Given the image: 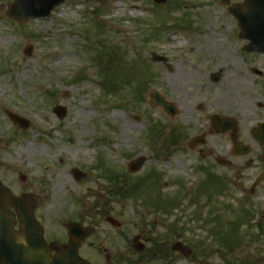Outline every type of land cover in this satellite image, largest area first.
Masks as SVG:
<instances>
[{
  "label": "rangeland",
  "instance_id": "374dc122",
  "mask_svg": "<svg viewBox=\"0 0 264 264\" xmlns=\"http://www.w3.org/2000/svg\"><path fill=\"white\" fill-rule=\"evenodd\" d=\"M14 1L0 0V181L16 197L31 196L47 239L65 241L66 223L86 221L98 225L95 243L109 249L132 245L138 235L145 252L160 246L164 253L151 254L149 264H264V181L251 189L263 173L264 146L250 134L264 124V75L252 71L264 74V55L242 51L248 42L229 9L243 0H65L50 17L24 24L8 16ZM42 5L32 1L31 11ZM153 53L167 65L154 63ZM188 63L222 71L217 85L191 81L212 90L213 107L222 84L240 81L245 92L235 97L243 99L248 133L232 108L218 116H234L247 155H233L232 138L223 134L209 135L205 151L224 166L189 149ZM151 90L178 115L152 107ZM57 106L67 111L63 120ZM7 112L31 128L20 130ZM204 115L203 130L210 112ZM139 156L147 163L130 174ZM73 169L86 177L77 181ZM121 186L135 191L125 198L114 192ZM107 217L122 231L102 223ZM177 242L193 254L172 252Z\"/></svg>",
  "mask_w": 264,
  "mask_h": 264
},
{
  "label": "water",
  "instance_id": "95a60500",
  "mask_svg": "<svg viewBox=\"0 0 264 264\" xmlns=\"http://www.w3.org/2000/svg\"><path fill=\"white\" fill-rule=\"evenodd\" d=\"M26 0H17L10 7L9 17L24 23L29 19L49 17L52 11L62 4L64 0H46L43 10L37 14H23L19 11V5ZM156 3L164 4L166 0H154ZM238 22L241 29V39L249 41V45L245 48L247 52L264 53V0H245L244 5H235L230 10ZM32 47H27L25 55L30 56ZM154 61L164 60L156 55H153ZM150 97L153 99V105H160L171 114H176V109L167 104L163 98L156 93H152ZM55 113L62 120L66 117V109L57 107ZM10 120L19 126L20 129L28 130L31 124L20 118L17 115L8 113ZM221 132H227L230 128H234L232 123L222 122L217 124ZM262 136H256V139L264 144V127L260 128ZM236 154H245L248 148L242 145L236 146ZM219 163L224 164L222 159ZM146 162L145 158H138L129 165V172L136 173L140 171ZM75 178L79 181L84 175L78 171L73 172ZM264 180V175L261 176L254 187ZM12 207L19 218L21 233L13 230L14 215L10 211ZM35 205L30 196L23 199L15 198L11 191L5 188L0 182V264H90L81 259L77 250L86 238L92 235L88 229H81L76 224L69 225L70 232V247L54 259L49 258V250L44 241V234L41 225L35 217ZM112 220V219H109ZM22 237L24 239H22ZM138 238H136V241ZM25 242L27 247L22 246ZM143 247H140V251ZM173 251L181 253L184 257H189L192 253L190 248L184 247L177 243L173 246Z\"/></svg>",
  "mask_w": 264,
  "mask_h": 264
},
{
  "label": "flooded vegetation",
  "instance_id": "af4514ba",
  "mask_svg": "<svg viewBox=\"0 0 264 264\" xmlns=\"http://www.w3.org/2000/svg\"><path fill=\"white\" fill-rule=\"evenodd\" d=\"M202 62V61H201ZM200 62V63H201ZM199 69V68H198ZM221 70H211L209 72H203L202 70H197V67L192 66L188 63V131L195 132L193 135L188 134V146L194 147V149H199L198 152L202 160L212 159L210 156L214 155V152L210 149L205 151V148L208 143L209 135L212 136L214 134H219L217 130V121L220 118L218 113L222 112L217 107V103L219 100L215 102L216 105L213 107L212 103V90L202 83H198L194 85L191 83L192 80L197 79L200 82L208 79L212 85H217L221 79ZM209 93L212 108L210 112V116L208 118V126L203 130V126L205 123V115L204 112L206 110L205 102L206 95ZM203 96V100L200 98ZM216 110H218L217 113ZM215 113V114H214ZM198 132V133H197ZM189 137H191L189 139ZM218 156L214 155V159L216 162ZM76 223L80 224V226L92 228L94 230V235L88 238L79 248L78 255L90 262L91 264H144L145 260L149 258V253L145 254V252L141 255L136 254L134 260H131L129 257L131 254H135L136 245L132 243H127L126 247H106L102 243H95V238L99 232L98 225L95 223H90L86 221H77ZM102 223L107 224L111 230H115L116 232L122 231L123 225L119 221H113V223L108 222L107 220H103ZM68 224V223H67ZM65 227V241H59L57 239H47L45 237L46 242L51 250V257H55L56 255L62 253L65 249L68 248L70 243L69 231L68 227ZM19 226L17 225L16 228ZM122 239H125L124 235H121ZM134 240V238H133ZM124 241H127L126 239ZM141 242V241H140ZM117 245V244H116ZM129 256V257H128ZM92 257V259H91Z\"/></svg>",
  "mask_w": 264,
  "mask_h": 264
},
{
  "label": "bare ground",
  "instance_id": "6f19581e",
  "mask_svg": "<svg viewBox=\"0 0 264 264\" xmlns=\"http://www.w3.org/2000/svg\"><path fill=\"white\" fill-rule=\"evenodd\" d=\"M232 51L230 49H226L225 52L222 55V58L224 61H228L230 60L233 56H232ZM226 71V70H225ZM240 81L238 80H232L229 84H222L221 86V92H220V98H219V102L217 103V107L219 108L220 111H222L223 113H227L228 110L230 108H232V111L234 112L233 115H235V113H240L243 116V120L240 124V127L242 128L244 133H248L247 131H249V128L251 127H247L246 125V120L248 115L243 113V102L242 100H240L239 98H237L240 93L243 94L245 91L243 89V86H240ZM176 92L180 93V91L177 89ZM231 95V105L229 106V103L227 101V96ZM235 95H238L237 97H235ZM205 106H206V110L207 111H211L212 108V103H211V99H210V95L209 93H207L206 95V102H205ZM248 128V129H247ZM231 132L228 134L230 135ZM228 143L226 140L221 141V148H225L227 147ZM179 169H182V167L179 165Z\"/></svg>",
  "mask_w": 264,
  "mask_h": 264
},
{
  "label": "trees",
  "instance_id": "16d2710c",
  "mask_svg": "<svg viewBox=\"0 0 264 264\" xmlns=\"http://www.w3.org/2000/svg\"><path fill=\"white\" fill-rule=\"evenodd\" d=\"M114 177H112V179H113ZM115 179V178H114ZM123 190V188H120V191H122Z\"/></svg>",
  "mask_w": 264,
  "mask_h": 264
}]
</instances>
